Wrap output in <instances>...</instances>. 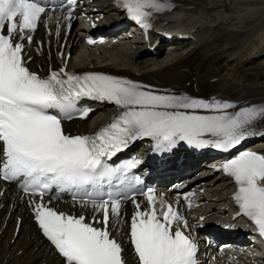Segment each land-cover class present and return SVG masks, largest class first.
<instances>
[{"label":"snow or ice","instance_id":"1","mask_svg":"<svg viewBox=\"0 0 264 264\" xmlns=\"http://www.w3.org/2000/svg\"><path fill=\"white\" fill-rule=\"evenodd\" d=\"M76 2L64 0L59 7L70 9ZM117 4L144 28L150 27L153 12L167 7L160 0H117ZM50 5L51 0H0V178H22L25 193L41 197L39 203L34 202L35 220L64 264H126L121 244L109 230V214L119 217L121 201L131 187L128 173L140 161L113 167L108 160L145 137L155 141L159 152H170L181 142L227 152L254 135V126L264 124V105L230 112L236 104L157 94L128 79L101 73L78 75L63 67L42 78L26 67L24 42L31 44L38 24L44 23L45 16L51 18L49 13L56 6ZM84 98L112 103L120 111L92 135L66 134L62 120L71 119ZM198 110L213 114H198ZM88 112L82 110L80 117L87 118ZM222 171L238 185L234 199L241 213L264 237V154L240 152ZM113 181L123 187L113 191ZM53 187L82 194L85 205L91 203L103 213L98 221L103 227L86 222L84 216L47 207L43 195ZM143 195V209L132 198L128 234L138 264H197L196 244L179 227L173 228L181 221L187 227V221L171 205L158 201L153 189Z\"/></svg>","mask_w":264,"mask_h":264},{"label":"bare ground","instance_id":"2","mask_svg":"<svg viewBox=\"0 0 264 264\" xmlns=\"http://www.w3.org/2000/svg\"><path fill=\"white\" fill-rule=\"evenodd\" d=\"M167 1L175 2L176 9L181 8L182 14L179 16L174 11L167 14L153 12L152 17L156 25H152L150 32L155 26L177 31L181 37L193 44L186 54L173 60L163 59L160 56L163 39H160V42L147 55L157 54L154 61L144 59L134 64L121 63L116 66L112 61L113 58L111 59L104 53H97L93 49H78V39H75L74 33H70L66 39L67 47L72 52L69 66L80 67L81 71L93 70L121 74L143 83H149L159 89L162 94H183L192 98H211L213 95L220 98L217 100L239 105L263 99L264 83L258 80L255 83L247 81L248 77L245 76L237 77L235 70L238 68L234 67L231 62L236 60L240 66H243L247 61L252 62L253 57L264 54V0ZM95 2L97 11L112 12L113 9H118L110 0H95ZM116 14L122 17L125 15L120 12ZM192 37L195 39H190ZM253 37L258 40L256 46H253ZM172 38L181 41L176 35ZM55 45L57 46V44H51L50 51ZM36 59L37 57L34 56L29 61L33 68L44 63L42 58L39 62H35ZM98 106H100L98 111L103 114L105 108L100 103ZM218 181L227 183L222 187L218 183L213 184L218 191L230 185L225 179ZM215 188H210L207 193H212L210 196H214ZM2 201L3 199H0V202ZM13 205L0 208L2 220L6 214L10 213L6 226L0 225V264H50L53 260L52 254L49 253L46 243L40 240L38 233L25 217H22L25 227L21 225L18 235L12 241L15 223L13 215L18 213L19 208L22 207L17 204V207L13 209ZM217 206L215 201H209L208 205L192 211L194 223L201 222L205 225L206 220L210 221L211 217L212 219L218 217L214 214ZM224 210L222 209V212ZM202 216L204 219L199 220ZM113 221H117V224L114 225L112 222V232L117 235V239L124 242L120 238L126 230L122 213L119 217L113 215ZM231 223L234 227L240 225L236 221H231ZM124 246H127V241L124 242ZM55 262L59 263L58 260ZM128 264H133L130 257Z\"/></svg>","mask_w":264,"mask_h":264},{"label":"rangeland","instance_id":"3","mask_svg":"<svg viewBox=\"0 0 264 264\" xmlns=\"http://www.w3.org/2000/svg\"><path fill=\"white\" fill-rule=\"evenodd\" d=\"M237 68H238V67H237ZM238 69H239V68H238ZM238 69L235 70V73H236V76H237V77L245 76V77H248V78H249L250 74H249L248 72L240 73V72L238 71ZM230 73H231V72H230ZM242 79H243V78H242ZM250 82L255 83L256 80H252V81H250ZM261 82L264 83L263 81H261Z\"/></svg>","mask_w":264,"mask_h":264}]
</instances>
